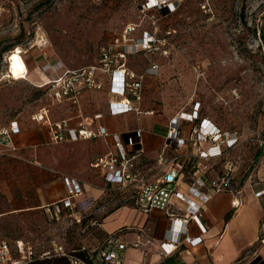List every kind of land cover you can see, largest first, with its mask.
<instances>
[{
    "label": "rangeland",
    "instance_id": "1",
    "mask_svg": "<svg viewBox=\"0 0 264 264\" xmlns=\"http://www.w3.org/2000/svg\"><path fill=\"white\" fill-rule=\"evenodd\" d=\"M140 2L0 0V127L26 121L42 108L57 121L64 103L72 104L52 100L45 77L97 65L102 45L152 32L157 47L129 60L136 70L150 62L161 68L157 78L145 82L146 97L187 114L186 104L193 108L198 102L199 119L209 116L222 131L236 132L238 143L209 165L218 174L226 162L234 164V182L242 185L264 156V0H181L168 16L143 14ZM128 26L135 29L130 34ZM16 47L27 73L14 80L7 58ZM100 76L103 88L92 90L97 92L90 96L92 105L107 98L109 79ZM122 195L117 190L111 198ZM104 205L96 200L81 223L69 216L49 220L42 210L7 215L0 218V238L44 246L56 240L77 249L90 243L99 223L96 212L110 209Z\"/></svg>",
    "mask_w": 264,
    "mask_h": 264
},
{
    "label": "crops",
    "instance_id": "2",
    "mask_svg": "<svg viewBox=\"0 0 264 264\" xmlns=\"http://www.w3.org/2000/svg\"><path fill=\"white\" fill-rule=\"evenodd\" d=\"M135 56H127L125 66L136 73H141L147 66L136 70L129 65V60ZM158 76L159 74L147 76L146 81ZM56 77L57 75L48 77L49 79L45 77L42 82L46 83L47 79L49 82ZM94 93L97 92H83L78 108L64 103L65 106L57 121L67 119L70 127H78L79 124L84 123L88 130L96 132L97 122L94 117L100 115L104 124L101 135L74 142L69 141L67 133L63 132L65 141L54 143L51 141L49 128L41 122L32 120L36 112L26 121L14 120L20 132L11 136L13 150L0 144V205L5 208L0 211V218L42 210L51 220L45 208L66 197L64 178H70L80 184L84 198L93 197L97 201H103L105 205L102 209L110 207L107 212L102 210L96 212L99 223L93 230L90 243L86 245H96L107 234L121 229H123L121 239L124 242L140 244L138 248L128 246L123 264H248L251 262L264 264V156L245 183L238 185L234 182L235 191H239V194L216 193L208 202L202 204L200 220L206 232L201 234L193 222L188 225L190 237H201V243L196 246L183 244L170 256L163 257L159 246L166 235L168 219L183 217L187 206L173 198L167 212L153 211L148 214L138 212L133 204V189L131 187L121 189L108 184L104 179L105 170L98 167L96 161L110 150L114 134H120L125 138L126 135L134 134L140 129L142 145L141 148L137 147L140 151L135 153L126 147L132 174L142 178H153L164 173L167 166L158 164V156L164 149L171 120L178 118L181 111L169 104L156 106L148 100L144 89L142 114L111 115L108 103L115 98L107 89V98L102 103L92 105L90 96ZM191 104L189 102L186 105L192 113ZM184 114L190 116L187 112ZM50 118L53 117L50 115ZM201 119H206L219 127L218 123L209 116L203 115ZM199 123L187 119L181 121L178 136L184 140V145L178 147L173 144L166 150L167 162L178 159L183 164L178 186L184 190H188L195 181H206L222 174L225 167L222 166L217 174L209 165L210 162L224 159L225 155L209 161L198 157L200 150L210 147L208 144L193 145L192 143L194 130L198 128ZM206 164L208 166L204 169ZM117 190L123 193L118 201L111 198ZM199 190L209 192L207 188H199ZM261 191L263 195L256 196V193ZM234 197L241 202L238 208L231 205ZM88 215L90 213L85 217ZM20 240L31 242L19 238L10 245L14 246L15 242Z\"/></svg>",
    "mask_w": 264,
    "mask_h": 264
},
{
    "label": "built area",
    "instance_id": "3",
    "mask_svg": "<svg viewBox=\"0 0 264 264\" xmlns=\"http://www.w3.org/2000/svg\"><path fill=\"white\" fill-rule=\"evenodd\" d=\"M181 0H141L139 10L141 13L150 11L157 12L162 16L175 13ZM135 29L128 26L125 33L130 34ZM156 36L152 32H143L139 37L126 39L120 44L107 43L99 48V61L97 65L88 66L77 70H64L53 80L44 86L48 87V93L55 102L68 101L78 108L80 96L85 91L100 90L103 82L100 75L107 76L108 93L115 100L108 103V110L111 115H122L125 113L142 114L141 103L144 95L145 81L147 76H157L159 65L150 62L141 72L136 73L125 66L127 56L147 54L155 49L158 44ZM199 107L197 102L189 119L184 113L173 118L168 126V134L163 151L158 156V164L167 166V170L153 178H142L132 174L130 170V157L126 147L138 153L141 148L138 129L134 134L126 135L123 138L120 134L113 135V144L110 150L96 161V165L105 170V181L118 188L133 189V204L138 212L148 214L153 211L167 212L171 200L176 198L187 206L183 217H171L168 219V229L159 249L163 257L173 254L183 244L196 246L201 243V237L192 238L189 235V223L193 222L201 234L206 232L202 225L201 208L202 204L220 192H229L234 195V164L226 162L222 174L206 181H195L188 190L179 188L178 180L181 178L183 164L178 159L166 161V150L173 144L181 147L184 140L179 138L181 121L199 120V126L194 130L193 145H205L210 147L200 150L198 157L209 161L213 158H221L226 152L232 149L239 140L236 132H224L218 126L206 119H199ZM46 108L40 109L32 116V120L41 122L49 128L51 141L60 143L65 141L63 132L67 133L69 141H78L101 135L104 129L103 119L100 115L94 117L97 122V131L88 130L86 124L81 123L78 127H70L69 120L62 119L51 121ZM20 128L16 121L10 122L7 127L0 128V144L8 146L13 150L11 136L18 134ZM206 169V166L203 167ZM66 197L47 208L51 220L59 221L63 217H73L76 223H81L89 213L96 199L83 197V190L75 179L64 178ZM207 188L209 192L199 190ZM263 195V191L256 193V196ZM231 205L238 208L241 202L236 197ZM123 229L107 234L98 244L89 246L81 245L77 249H67L56 240H50L46 246L33 244L26 241H16L14 246L0 238V264H42L53 259H63L67 264H123V258L128 246L140 247L138 242L128 244L121 239ZM248 264H254L253 262Z\"/></svg>",
    "mask_w": 264,
    "mask_h": 264
},
{
    "label": "bare ground",
    "instance_id": "4",
    "mask_svg": "<svg viewBox=\"0 0 264 264\" xmlns=\"http://www.w3.org/2000/svg\"><path fill=\"white\" fill-rule=\"evenodd\" d=\"M21 58H22V53L20 51V48L18 47H16L14 51H12L9 54L7 58V61H8V71L7 72H8L9 78L17 80V79H21L25 77L27 73V67L22 63ZM48 79H47V82H48Z\"/></svg>",
    "mask_w": 264,
    "mask_h": 264
},
{
    "label": "trees",
    "instance_id": "5",
    "mask_svg": "<svg viewBox=\"0 0 264 264\" xmlns=\"http://www.w3.org/2000/svg\"><path fill=\"white\" fill-rule=\"evenodd\" d=\"M199 121V120H197ZM36 264H39V263H36ZM42 264H67V262L63 259H53V260H50L48 262H44Z\"/></svg>",
    "mask_w": 264,
    "mask_h": 264
}]
</instances>
